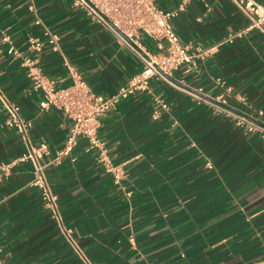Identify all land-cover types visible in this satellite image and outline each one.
Returning <instances> with one entry per match:
<instances>
[{"label":"crops","instance_id":"1","mask_svg":"<svg viewBox=\"0 0 264 264\" xmlns=\"http://www.w3.org/2000/svg\"><path fill=\"white\" fill-rule=\"evenodd\" d=\"M154 2L163 9L184 3L171 20L174 29L182 42L209 49L194 70L171 77L211 98L224 93L226 105L264 125V28L248 29L236 0ZM43 26L59 35L62 53L45 44L36 66L57 86L70 82L67 62L108 97L143 66L138 52L72 0H0V89L31 121L30 142L48 145L41 162L74 241L31 184L32 162L15 161L0 178V260L86 264L83 255L98 264H264V138L173 82L152 79L99 118L107 155L126 172L122 186L83 136L50 162L72 121L57 107L40 109L29 68L2 41L8 34L21 56L32 55L29 39H43ZM143 42L156 51L152 41ZM154 97L168 106L158 118ZM7 115L0 102V163L26 147Z\"/></svg>","mask_w":264,"mask_h":264},{"label":"built area","instance_id":"2","mask_svg":"<svg viewBox=\"0 0 264 264\" xmlns=\"http://www.w3.org/2000/svg\"><path fill=\"white\" fill-rule=\"evenodd\" d=\"M236 1L250 21L248 29L264 28V4L258 0ZM72 2L74 5L82 7L91 18L111 29L122 44L138 52L142 59L141 70L131 76L112 95L105 97L96 93L80 72L67 62L71 79L68 84L63 86H57L36 66L38 56L45 44L49 45L52 50L62 53L59 35L52 32L47 26L42 28L43 39H29L28 50L32 55L21 56L8 34L2 36V41L8 52L20 56L22 64L29 68L28 74L34 88L41 92L40 109L57 107L72 121L70 134L63 150H60L50 162L60 160L62 154L76 143V137L83 136L88 141L90 148L97 149V160L105 170L111 173L113 183L122 186L126 172L124 168L109 159L104 142L98 134L99 118L106 114L121 98L147 89L152 79H163L171 83L167 76H171L176 70L181 69L184 72L194 70L198 66L199 60L206 56L209 49L193 45L191 42H182L174 29L171 20L183 9L184 3H180L172 9H163L158 7L154 0H72ZM32 7L30 6V8ZM36 22L41 23V20L37 18ZM143 37L154 43L156 51L150 50L149 46L143 42ZM226 41H231V36L220 41L217 45ZM216 83L224 87L226 92L230 90L220 79H217ZM198 90L201 91V88ZM192 94L198 97L197 94ZM213 98L223 104H227L228 101L224 93ZM154 99L158 107L153 109L152 117L158 118L161 110L167 109L168 106L159 97H154ZM0 102L8 111L5 123L16 128L26 146L25 151L14 161L0 163V178L10 174V169L15 161L30 160L33 164L31 184L40 189L44 205L50 210L52 217L57 220L65 238L74 244L71 235L72 229L63 223L57 196L52 191L45 174L47 163L41 162V158L50 153L47 143L45 141L38 144L30 142L28 131L31 121L22 117L19 105L7 100L1 89ZM212 104L219 110L232 115L236 124L243 126L246 131L258 130L264 138V125L253 116L244 112H234L213 102ZM258 113L260 114L261 111ZM126 193L129 194V192ZM82 257L86 264H98L83 255ZM0 264L7 263L0 260Z\"/></svg>","mask_w":264,"mask_h":264},{"label":"water","instance_id":"3","mask_svg":"<svg viewBox=\"0 0 264 264\" xmlns=\"http://www.w3.org/2000/svg\"><path fill=\"white\" fill-rule=\"evenodd\" d=\"M167 78H168L171 82H173V83H175V84H177V85H179V86H181V87L187 89L188 91H190V92H192V93H195V94H197V95H199V96H201V97H203V98H206V99L210 100V101L213 102V103H216V104H218V105H220V106H222V107H225V108H227V109H229V110H232V111H234V112L241 113L240 111H238V110L232 108V107L229 106V105H226V104H223V103H221V102H218V101L215 100L214 98L208 97V96H206V95H204V94H202V93H200V92H198V91H196V90L190 89L189 87L185 86L184 84L179 83L178 81H176V80H175L174 78H172L171 76H167ZM258 122H259V121H258ZM259 123H260V122H259Z\"/></svg>","mask_w":264,"mask_h":264}]
</instances>
